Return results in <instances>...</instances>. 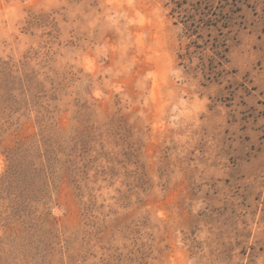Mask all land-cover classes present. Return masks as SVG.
I'll use <instances>...</instances> for the list:
<instances>
[{"label":"rangeland","instance_id":"rangeland-1","mask_svg":"<svg viewBox=\"0 0 264 264\" xmlns=\"http://www.w3.org/2000/svg\"><path fill=\"white\" fill-rule=\"evenodd\" d=\"M0 264H264V0H0Z\"/></svg>","mask_w":264,"mask_h":264}]
</instances>
